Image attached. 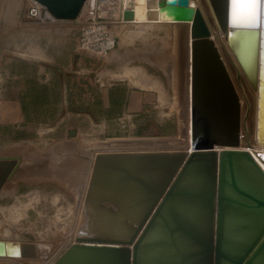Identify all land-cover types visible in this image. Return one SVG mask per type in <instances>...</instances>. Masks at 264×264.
<instances>
[{"label":"water","instance_id":"obj_1","mask_svg":"<svg viewBox=\"0 0 264 264\" xmlns=\"http://www.w3.org/2000/svg\"><path fill=\"white\" fill-rule=\"evenodd\" d=\"M33 1L55 20L76 21L87 0ZM209 4L238 81L241 72L258 92L256 140L264 147V0L255 13L234 0ZM155 6L139 20L157 14L165 23L190 24L191 150L98 154L85 223L55 264H264V171L240 148L243 104L229 64L190 0ZM123 20L134 21V12ZM18 164L0 159V192ZM3 235L0 228V257L47 259L53 248Z\"/></svg>","mask_w":264,"mask_h":264},{"label":"rangeland","instance_id":"obj_2","mask_svg":"<svg viewBox=\"0 0 264 264\" xmlns=\"http://www.w3.org/2000/svg\"><path fill=\"white\" fill-rule=\"evenodd\" d=\"M76 25L73 28L76 39L73 59L79 61L85 57L92 58L107 70L113 69L112 55L119 51L118 45L105 57L83 53L78 48L80 28ZM175 26L177 25L164 23L160 26L131 24L112 27V31L119 37L118 44L124 43L128 49L137 50L141 56L148 58L150 72L159 78L164 92L166 90V102L163 100L157 109H152L147 121L140 124L136 134H127L120 139H102L103 141L91 135L76 133L71 138L69 135L66 138L59 131L50 132L49 127L35 129L33 125L26 132L10 129L6 133L9 140L5 139L0 143L3 155L16 159L19 164L0 192V228L4 230L3 237L9 238L8 241L15 239L23 243L49 244L53 248L47 259L0 257V264H46L59 249L67 245L78 225L81 181L83 182L88 153L96 150L100 152L101 148L110 146L112 149L121 146L128 148L129 145H143L131 147L139 149L165 148V145L153 146L155 143H166V148L178 149L177 144L182 141L184 143L187 136V38L185 32ZM219 47L231 71L233 63L222 47ZM77 68L75 65L74 69ZM231 74L233 77V70ZM11 81L16 86V76ZM234 81L238 83L237 77ZM71 83L72 80L68 85L70 90ZM61 87L64 90V85L59 88ZM74 87L73 91L80 89L77 88L76 80ZM53 89H56V85ZM10 96L16 98L17 92L11 91ZM53 97H58L57 90ZM247 109L248 106H245L246 113L243 116L248 130Z\"/></svg>","mask_w":264,"mask_h":264},{"label":"crops","instance_id":"obj_3","mask_svg":"<svg viewBox=\"0 0 264 264\" xmlns=\"http://www.w3.org/2000/svg\"><path fill=\"white\" fill-rule=\"evenodd\" d=\"M33 2L0 0V143L9 140L10 129L26 132L32 125L66 138L76 133L103 141L136 134L152 109L167 100L148 58L119 43L113 69L92 58L75 61L77 23L28 19ZM15 76L16 86L11 84ZM75 80L80 89L73 91ZM1 158H8L2 147Z\"/></svg>","mask_w":264,"mask_h":264},{"label":"bare ground","instance_id":"obj_4","mask_svg":"<svg viewBox=\"0 0 264 264\" xmlns=\"http://www.w3.org/2000/svg\"><path fill=\"white\" fill-rule=\"evenodd\" d=\"M158 2V0H126V10L125 11H133L135 14V20L130 21L129 23H136L138 25H152V24H164L165 22L161 21V18L158 17L157 14L155 16L153 15V18H148L149 20L147 22H142L139 20V16H141L143 13H148V12H154L156 11L154 7L155 4ZM191 6L193 9L195 8H200L203 13L205 14L206 18L208 19V22L212 28L213 31V36L215 39H217L222 47V49L226 52L228 59L230 58V64H232V67H234L233 70V77L234 79L237 77L236 76V69H235V59L228 49L227 42L224 40V35L220 31L218 24L216 22L213 10L211 9V6L209 4V0H198V3L191 2ZM124 11V13H125ZM156 19V20H155ZM160 19V20H159ZM169 25H177L178 28L182 29L187 38V69H188V80L186 83L187 89H186V131H187V136L186 140H184L177 145L178 149H168V145L162 144V143H155L153 146L156 145H165V150L169 151H186L190 152L191 150V135H192V116H191V38H190V24L189 23H179V22H169L165 23ZM175 26V27H177ZM188 26V27H187ZM231 70V71H232ZM240 72V71H239ZM244 78V79H243ZM237 87H239V93L241 96L242 104H243V109H242V116L245 112V106H248L247 109V119H248V130L246 129V125L244 124V129L242 130V146L240 147L242 150H247L255 161L258 163V165L263 169L264 171V147L260 146L257 143L256 140V130H257V112H258V92L253 91L252 87L250 86L249 82L247 81L246 77L244 74L242 75L240 72V81H238ZM253 91V92H252ZM255 92V93H254ZM243 93V96L241 95ZM244 120V116H243ZM247 130V132H245ZM250 142V143H249ZM183 144V145H182ZM108 147V146H107ZM112 147V146H110ZM101 148L98 152V150L94 151L93 153H88L87 154V162H86V167H85V173L83 177V182L81 181V198H80V204H79V216H78V221H77V227L74 230V233L72 234V238L69 239V242L65 247H62L59 249L52 258L46 262V264H55L63 255L64 253L69 249L70 246L76 243V237L79 232V230L83 227V224L85 223V217H84V205H85V198H86V193L89 185V180L91 177V172L93 168V163L95 161V158L98 154L100 153H116V152H151V151H161L159 150V147H149L145 149H139V148H131V147H143L142 146H136V145H129L128 148H123L125 146H121L119 148ZM180 148V149H179ZM106 149V150H105ZM164 150V151H165ZM80 222V223H79ZM6 258V257H2Z\"/></svg>","mask_w":264,"mask_h":264},{"label":"built area","instance_id":"obj_5","mask_svg":"<svg viewBox=\"0 0 264 264\" xmlns=\"http://www.w3.org/2000/svg\"><path fill=\"white\" fill-rule=\"evenodd\" d=\"M162 0H158L161 2ZM198 3V0H190ZM44 6L33 2L28 13V19L35 21H54L55 19L44 13ZM125 0H87L76 20L80 30L78 48L83 53H91L105 57L118 45L119 37L112 31L116 25H131L123 20ZM159 11V8H158ZM163 22V21H162ZM236 85L238 83H235ZM240 89L239 87H237Z\"/></svg>","mask_w":264,"mask_h":264},{"label":"snow or ice","instance_id":"obj_6","mask_svg":"<svg viewBox=\"0 0 264 264\" xmlns=\"http://www.w3.org/2000/svg\"><path fill=\"white\" fill-rule=\"evenodd\" d=\"M234 5L247 8L255 13L260 6V0H234Z\"/></svg>","mask_w":264,"mask_h":264}]
</instances>
